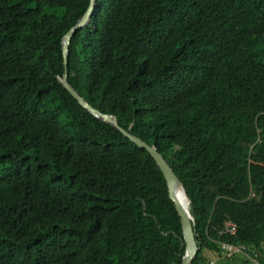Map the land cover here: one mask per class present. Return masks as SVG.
Instances as JSON below:
<instances>
[{
    "label": "trees",
    "instance_id": "obj_1",
    "mask_svg": "<svg viewBox=\"0 0 264 264\" xmlns=\"http://www.w3.org/2000/svg\"><path fill=\"white\" fill-rule=\"evenodd\" d=\"M89 4L0 0V264H182L155 160L61 84L63 37ZM68 72L174 169L192 264L216 261L220 242L264 264V0H96Z\"/></svg>",
    "mask_w": 264,
    "mask_h": 264
},
{
    "label": "water",
    "instance_id": "obj_2",
    "mask_svg": "<svg viewBox=\"0 0 264 264\" xmlns=\"http://www.w3.org/2000/svg\"><path fill=\"white\" fill-rule=\"evenodd\" d=\"M96 5V0H90L89 7L84 14V16L74 25L68 33L63 37L62 48L64 56V65L65 73L61 79V84L63 87L73 96L75 100L90 114H92L97 119L106 122L118 131H120L126 138H128L133 144L137 145L139 148L146 150L152 158L155 160L156 164L160 168L163 176L165 178L169 198L174 203L175 209L180 219V226L183 235L182 239V248L185 250L184 256L182 257V264H192L193 260L196 258L200 247L197 243L195 231H194V217L191 215L190 210H188L179 198V193L181 191L185 192L187 198L189 199L188 194L186 193L185 187L174 169L166 161L164 156L158 151L156 145H150L143 139L132 134L129 130L124 129L120 126L116 117L108 114H104L100 110L94 108L86 99H84L69 83L68 76V63H69V47L73 36L81 29L86 27L91 19L92 13ZM190 202V200H189Z\"/></svg>",
    "mask_w": 264,
    "mask_h": 264
},
{
    "label": "built area",
    "instance_id": "obj_3",
    "mask_svg": "<svg viewBox=\"0 0 264 264\" xmlns=\"http://www.w3.org/2000/svg\"><path fill=\"white\" fill-rule=\"evenodd\" d=\"M236 231L237 225L235 223L231 221L226 223L224 232L234 235ZM219 249L221 250V255L228 259H231L235 256H243L249 261V264H262L260 261V253L253 249H249L245 245H232L229 243L220 242Z\"/></svg>",
    "mask_w": 264,
    "mask_h": 264
},
{
    "label": "crops",
    "instance_id": "obj_4",
    "mask_svg": "<svg viewBox=\"0 0 264 264\" xmlns=\"http://www.w3.org/2000/svg\"><path fill=\"white\" fill-rule=\"evenodd\" d=\"M236 259L237 260H241V261H243V264H246L245 263V259H246L245 257L238 256ZM233 261H234V259H232V260L231 259H227L226 257H224L223 255L220 254V255L217 256V260L216 261H213L212 264H226L228 262L234 263Z\"/></svg>",
    "mask_w": 264,
    "mask_h": 264
},
{
    "label": "bare ground",
    "instance_id": "obj_5",
    "mask_svg": "<svg viewBox=\"0 0 264 264\" xmlns=\"http://www.w3.org/2000/svg\"><path fill=\"white\" fill-rule=\"evenodd\" d=\"M179 198L181 200V202L184 204V206L190 210V202H189V199L187 198L185 192L181 191L179 193ZM238 228V227H237Z\"/></svg>",
    "mask_w": 264,
    "mask_h": 264
},
{
    "label": "rangeland",
    "instance_id": "obj_6",
    "mask_svg": "<svg viewBox=\"0 0 264 264\" xmlns=\"http://www.w3.org/2000/svg\"><path fill=\"white\" fill-rule=\"evenodd\" d=\"M235 257H238V256H235ZM234 263H230V262H228V263H226V264H243V261H241V260H234L233 261ZM212 264V263H211Z\"/></svg>",
    "mask_w": 264,
    "mask_h": 264
}]
</instances>
